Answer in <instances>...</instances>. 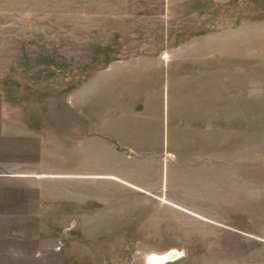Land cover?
<instances>
[{"label":"rangeland","instance_id":"rangeland-1","mask_svg":"<svg viewBox=\"0 0 264 264\" xmlns=\"http://www.w3.org/2000/svg\"><path fill=\"white\" fill-rule=\"evenodd\" d=\"M162 58L168 149L141 150L157 110L118 112L105 70ZM172 250L264 264V0H0V264Z\"/></svg>","mask_w":264,"mask_h":264},{"label":"crops","instance_id":"crops-1","mask_svg":"<svg viewBox=\"0 0 264 264\" xmlns=\"http://www.w3.org/2000/svg\"><path fill=\"white\" fill-rule=\"evenodd\" d=\"M166 56V55H165ZM163 61L165 59H159L158 64H147L144 61L134 63H112L109 65V68L106 69L109 79L112 83H116L117 88H110L108 90L104 91V95L107 98L108 102H115L117 104V111L119 112L121 110L123 103H130L133 110H140L142 114H145L144 112L150 108L149 105L153 104L154 108L157 110V114L155 116H147L142 117L140 121V125L142 128L148 129H155L156 134L158 136L156 144H158L157 147H151L149 146L148 142H144V146H142L141 150H155L157 148L158 150H167L168 149V143L165 139V131H166V117L165 112L163 115L159 112L160 110V103H162L163 98L159 96V88H163V95H165V89H166V70L168 65H166ZM128 65L126 67H134L131 68L130 71L135 69V72L137 73H131L129 74V70L127 71L128 74H125L124 76L120 75L119 72H113V67H116L117 70H120L122 66ZM139 90V91H137ZM155 90H157V93L154 94ZM118 119L117 124L118 127L121 125H124L123 119L121 118L120 114L118 113L116 116ZM115 118V117H112ZM121 119V120H119ZM126 119V118H125ZM127 123V124H126ZM125 124L128 126H133V123L130 120L125 121ZM137 125V123H135ZM113 133L107 134L106 141L109 143V145L114 146L115 149L120 150L122 147H120L121 143V136L119 132V128H117V134L112 131ZM129 134L132 133L131 130H129ZM145 134V132L143 133ZM132 137V136H131ZM125 147V146H124ZM126 148L128 150H137V148L126 145ZM109 178L116 179L118 181H121L117 177L109 176ZM123 182V181H121ZM127 185L132 186L133 188H136L140 191H143L141 188L133 186L127 182H123ZM170 263V262H169Z\"/></svg>","mask_w":264,"mask_h":264},{"label":"bare ground","instance_id":"bare-ground-1","mask_svg":"<svg viewBox=\"0 0 264 264\" xmlns=\"http://www.w3.org/2000/svg\"><path fill=\"white\" fill-rule=\"evenodd\" d=\"M175 254H177V256H175ZM180 256H181V254L179 251L172 250V251H170V253L150 255L147 258L146 262L148 264H167L169 262H173V261L177 260Z\"/></svg>","mask_w":264,"mask_h":264},{"label":"water","instance_id":"water-1","mask_svg":"<svg viewBox=\"0 0 264 264\" xmlns=\"http://www.w3.org/2000/svg\"><path fill=\"white\" fill-rule=\"evenodd\" d=\"M173 255V254H172ZM175 256H177V254H175ZM175 258V257H174Z\"/></svg>","mask_w":264,"mask_h":264}]
</instances>
